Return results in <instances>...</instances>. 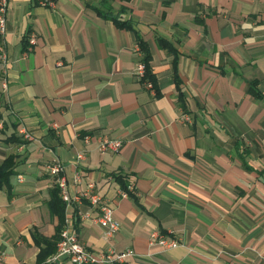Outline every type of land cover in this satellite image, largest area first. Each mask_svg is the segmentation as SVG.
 <instances>
[{
	"label": "crops",
	"instance_id": "1",
	"mask_svg": "<svg viewBox=\"0 0 264 264\" xmlns=\"http://www.w3.org/2000/svg\"><path fill=\"white\" fill-rule=\"evenodd\" d=\"M120 7L148 44L151 89L134 72V32L98 14ZM5 19L0 165L14 166L0 187V264H36L34 232L58 224L55 184L61 229L95 254L133 249L110 264H264V0H7ZM100 136L120 149L100 151ZM56 161L68 202L45 169ZM88 181L97 205L81 195ZM103 202L119 222L109 240L91 220ZM153 231L179 244L150 245Z\"/></svg>",
	"mask_w": 264,
	"mask_h": 264
},
{
	"label": "built area",
	"instance_id": "2",
	"mask_svg": "<svg viewBox=\"0 0 264 264\" xmlns=\"http://www.w3.org/2000/svg\"><path fill=\"white\" fill-rule=\"evenodd\" d=\"M7 0H0V36H3L5 31V13H6ZM33 42V37L30 38ZM136 51L140 53L139 46L137 45ZM141 55V54H140ZM0 58L4 60L5 56L0 53ZM135 75L138 80H140L147 88H152V82L145 79V64L139 60L135 66ZM6 86V83L3 82ZM21 134L25 139H31L32 136L26 130L22 129ZM84 139L88 141L89 136H84ZM98 149L100 151H112L116 152L120 149L122 141L118 138L100 136L98 137ZM78 159H82L83 155L78 154ZM46 171L53 176H60L59 186L62 190V196L65 201H69L70 197L65 190V179L63 178L64 165L59 161L50 163L46 165ZM79 180V176H76ZM128 190L132 189V186H127ZM121 194H126V191L121 192ZM82 196L89 199L90 203L97 205L99 202V197L93 192V183L88 181L86 187L82 190ZM77 198V197H75ZM95 223H99L104 227L103 238L109 240L114 237L115 232L119 228V222L115 219L113 215V208L107 202L99 204V213L92 217L91 219ZM150 245H159L164 248H172L179 244V242L173 238L168 237L159 231H153L150 234L149 239ZM134 254L133 249L116 250L113 247H108L106 250L95 254L89 251L79 240V237L71 227V225H65L60 232L59 240L56 244L55 252L49 256L48 261L56 263V260L61 256H68L69 259L74 264H110V263H121L125 261L128 257Z\"/></svg>",
	"mask_w": 264,
	"mask_h": 264
},
{
	"label": "trees",
	"instance_id": "3",
	"mask_svg": "<svg viewBox=\"0 0 264 264\" xmlns=\"http://www.w3.org/2000/svg\"><path fill=\"white\" fill-rule=\"evenodd\" d=\"M104 3V1H103ZM129 10L127 7H120L119 10L113 11L111 9H107L106 11L98 10V14L102 15L104 18H107L113 22L115 26L121 29L126 30H132L135 34V37L137 39V43L141 52V61L145 64V79L144 80H150L154 85V74L152 73L151 67H150V59L151 55L149 52L148 44L141 36L139 30L137 29V21L132 19L131 17H125V13H127ZM156 39L158 41V44L162 47L171 49V44L167 42L165 39L160 38L156 36ZM173 50V49H172ZM174 79L176 81V86L179 90V78L178 73L176 70H174ZM180 91V90H179ZM249 91L255 96L260 97L261 94L259 93V90L257 89V86L254 82L250 84ZM179 104L184 109L185 103L184 98L182 97V93L179 94ZM13 166H14V156L7 157L2 164L0 165V187H6L7 189L10 188L9 178L11 174L13 173ZM120 175H117L116 178H119ZM125 184V183H124ZM125 184L123 186V189H127ZM50 196H51V209L53 213L58 218V224L55 228V233L53 236L47 238L43 237L37 233L34 232V239L38 246H40L39 252L37 254V260L36 264H46V259L50 255H52L56 250V244L59 239V233L64 221V203L60 199L59 195V188L55 184L50 189Z\"/></svg>",
	"mask_w": 264,
	"mask_h": 264
}]
</instances>
